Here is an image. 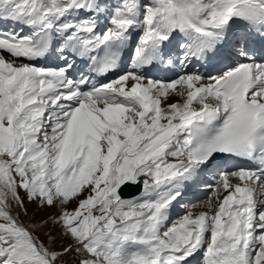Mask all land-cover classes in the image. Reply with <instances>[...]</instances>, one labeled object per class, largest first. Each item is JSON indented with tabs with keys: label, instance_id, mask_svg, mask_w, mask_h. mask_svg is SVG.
Instances as JSON below:
<instances>
[{
	"label": "snow or ice",
	"instance_id": "6c2138e0",
	"mask_svg": "<svg viewBox=\"0 0 264 264\" xmlns=\"http://www.w3.org/2000/svg\"><path fill=\"white\" fill-rule=\"evenodd\" d=\"M0 23V264H264V45L248 40L264 39V0H0ZM241 30L218 75H150ZM206 173L203 209L173 220ZM20 189L56 210L43 225L13 214Z\"/></svg>",
	"mask_w": 264,
	"mask_h": 264
},
{
	"label": "bare ground",
	"instance_id": "6f19581e",
	"mask_svg": "<svg viewBox=\"0 0 264 264\" xmlns=\"http://www.w3.org/2000/svg\"><path fill=\"white\" fill-rule=\"evenodd\" d=\"M11 27H14V25H10L9 23H0V30L10 29ZM26 31H27V29H26ZM239 33L243 34V31L241 30L237 34H239ZM137 35H138V33L133 36V39H136ZM252 36L255 37V38H260V40H262V38L258 34H253ZM252 47L257 49V47L254 45V43H253ZM227 48L228 47H226L220 53H218L217 55L211 57L207 61H193L192 64L188 65L186 69H182L181 66H179L176 63H174L172 66L163 65V66H160L159 68H153L151 73H150V75L152 77H154V78H160V79H168L169 77L171 78V77L174 76V79H175L177 75L183 74L185 71H188V72H196V71H198L197 69L190 70L189 67H191L192 65H194L195 67H199L202 71H198V72L203 74V75H205V76H207V75H218L223 70H226V69L219 70L218 66H220V67L226 66V64H229L231 62L228 59V56H226ZM231 49H233V47H231L228 50V53L232 52ZM257 51H258V49H257ZM130 55H131V45H130L129 49L125 51L124 56H123V59L125 61H128L129 64H130V59H129ZM230 56L233 57L232 55H230ZM216 57H220L221 59L219 61L215 62V58ZM236 58H238V57H236ZM36 64L38 66H45V67H55L56 66V63L51 61L50 58L45 59L42 62H36ZM213 65H215L217 68H216L215 71H210L209 69ZM179 99H180L179 97H172L170 102H174V101L179 100ZM208 175H209V173H208ZM210 178H211L210 176L208 177L205 174L198 181L189 182V185L185 187V190H184L185 194L183 196V199L181 200V203L174 205V209H173V212H172V219L173 220H176L175 216L179 212H182L183 210H185V207H182L181 205L185 206L186 204H188V201H191V200L195 201L199 197L200 198L201 197L202 198L205 197V199L208 198L207 197V190L209 189V187L205 186L206 185L205 181H207V182L210 181L209 180ZM210 183L212 184V182H210ZM203 191H205V192H203ZM141 196H143V193L140 196L135 197V198H140ZM204 202L201 203L200 205H196L197 207L193 208L192 210L193 211H199V210L203 209ZM13 208L16 209L17 207L14 205ZM197 255H199V253H197ZM197 260H198V258H197ZM193 264H196V262L194 261Z\"/></svg>",
	"mask_w": 264,
	"mask_h": 264
},
{
	"label": "rangeland",
	"instance_id": "374dc122",
	"mask_svg": "<svg viewBox=\"0 0 264 264\" xmlns=\"http://www.w3.org/2000/svg\"><path fill=\"white\" fill-rule=\"evenodd\" d=\"M20 196L24 197L25 200V207L27 209V212L25 213V210L23 208H13V214L18 215L19 219L26 225V226H33L36 224L43 225L44 221L47 220L50 216L54 214L56 211L55 209H39L35 202H30L27 200L26 194L23 189L19 190ZM209 198V197H208ZM199 203L198 205H200ZM75 204H70L69 208H74ZM51 211V212H50ZM178 219V218H177ZM51 231V225H48L46 227H40L36 229V235H38L41 240H44L46 243L47 240V233ZM56 232H53V235H56ZM61 243H67V241H57L56 247H60ZM69 259L72 261V264H76L75 260L72 259V257H69Z\"/></svg>",
	"mask_w": 264,
	"mask_h": 264
},
{
	"label": "water",
	"instance_id": "95a60500",
	"mask_svg": "<svg viewBox=\"0 0 264 264\" xmlns=\"http://www.w3.org/2000/svg\"><path fill=\"white\" fill-rule=\"evenodd\" d=\"M141 185H134L130 188H124L123 191V195L125 196H133L137 193H139L141 191Z\"/></svg>",
	"mask_w": 264,
	"mask_h": 264
}]
</instances>
